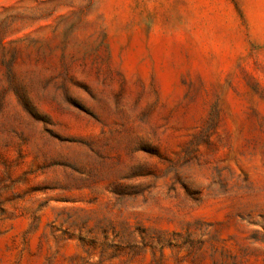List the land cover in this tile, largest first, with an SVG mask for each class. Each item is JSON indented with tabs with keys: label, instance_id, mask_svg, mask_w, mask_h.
I'll list each match as a JSON object with an SVG mask.
<instances>
[{
	"label": "rangeland",
	"instance_id": "374dc122",
	"mask_svg": "<svg viewBox=\"0 0 264 264\" xmlns=\"http://www.w3.org/2000/svg\"><path fill=\"white\" fill-rule=\"evenodd\" d=\"M0 264H264V0H0Z\"/></svg>",
	"mask_w": 264,
	"mask_h": 264
}]
</instances>
